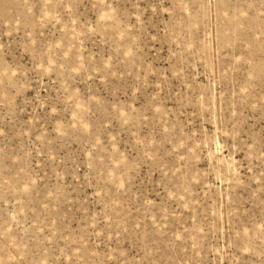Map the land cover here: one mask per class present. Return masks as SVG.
<instances>
[{
    "label": "rangeland",
    "instance_id": "rangeland-1",
    "mask_svg": "<svg viewBox=\"0 0 264 264\" xmlns=\"http://www.w3.org/2000/svg\"><path fill=\"white\" fill-rule=\"evenodd\" d=\"M0 264H264V0H0Z\"/></svg>",
    "mask_w": 264,
    "mask_h": 264
}]
</instances>
